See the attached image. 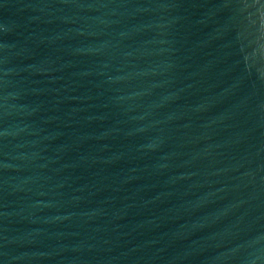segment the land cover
Masks as SVG:
<instances>
[{
	"label": "water",
	"instance_id": "obj_1",
	"mask_svg": "<svg viewBox=\"0 0 264 264\" xmlns=\"http://www.w3.org/2000/svg\"><path fill=\"white\" fill-rule=\"evenodd\" d=\"M0 264H264V0H0Z\"/></svg>",
	"mask_w": 264,
	"mask_h": 264
}]
</instances>
